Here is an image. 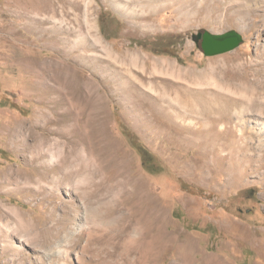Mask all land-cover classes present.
<instances>
[{"label": "rangeland", "instance_id": "obj_1", "mask_svg": "<svg viewBox=\"0 0 264 264\" xmlns=\"http://www.w3.org/2000/svg\"><path fill=\"white\" fill-rule=\"evenodd\" d=\"M20 1L0 0V264L120 253L153 198L196 260L264 264V0H60L37 26ZM229 29L222 54L191 38Z\"/></svg>", "mask_w": 264, "mask_h": 264}, {"label": "bare ground", "instance_id": "obj_2", "mask_svg": "<svg viewBox=\"0 0 264 264\" xmlns=\"http://www.w3.org/2000/svg\"><path fill=\"white\" fill-rule=\"evenodd\" d=\"M59 2L60 0H32L31 3L27 4V2L24 6L22 5L23 2L20 1L16 6L18 8L16 12L17 17L27 20V22L30 21L32 24L37 26L41 24L39 20L40 16L38 17V15L42 11H50L51 7L58 5ZM125 4L128 6L131 2ZM169 104L170 103L167 105L168 108L173 106V104ZM182 115L184 114L182 113ZM213 121H215V119H213ZM201 129L204 128L200 125L193 130L194 132L203 131ZM260 129L262 131L264 130V124H262ZM212 150L214 151L215 149L212 148ZM213 151L210 152L213 153ZM249 156L250 155L247 154V162L251 163ZM207 158V162H204L206 165L209 161V157ZM143 201L146 202L145 208L148 216L132 222L127 221L128 223L122 226L123 228L120 235L124 237L125 241L122 251L120 253H117L116 250L107 251L104 252L103 256L99 249L94 253V257L92 256L90 260L86 261L85 257H80V264H133L136 259H140L138 264H147L144 263L146 260L149 262H157L163 254L165 255V252L168 249L171 251L174 250V252L170 257L169 262L167 263L165 261L167 264H220L218 261L213 259L211 255L205 253H202L201 257L196 260L193 257L194 252H197L194 241L192 239H180V233L177 230L165 229L168 221L166 217L160 218V211L164 214V210L161 209L155 198L149 199L148 201L144 199ZM95 224L96 227L93 229L94 231L96 228L107 227L110 224L109 211L100 216ZM108 239L109 238H107V240ZM133 254L134 257H132ZM46 255L50 259L52 258L53 253L50 252Z\"/></svg>", "mask_w": 264, "mask_h": 264}, {"label": "water", "instance_id": "obj_3", "mask_svg": "<svg viewBox=\"0 0 264 264\" xmlns=\"http://www.w3.org/2000/svg\"><path fill=\"white\" fill-rule=\"evenodd\" d=\"M191 38L206 56H213L234 50L243 41L242 34L235 29H229L221 33L200 30L197 33H193Z\"/></svg>", "mask_w": 264, "mask_h": 264}, {"label": "trees", "instance_id": "obj_4", "mask_svg": "<svg viewBox=\"0 0 264 264\" xmlns=\"http://www.w3.org/2000/svg\"><path fill=\"white\" fill-rule=\"evenodd\" d=\"M136 149L141 156L142 165L146 167V165H148L147 161L149 157H151V154L143 146L139 145Z\"/></svg>", "mask_w": 264, "mask_h": 264}]
</instances>
